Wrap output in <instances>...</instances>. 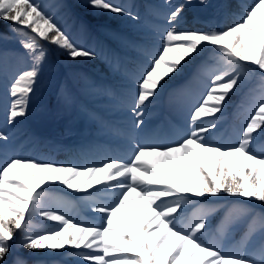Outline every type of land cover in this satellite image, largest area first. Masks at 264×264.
<instances>
[{"label":"snow or ice","instance_id":"6c2138e0","mask_svg":"<svg viewBox=\"0 0 264 264\" xmlns=\"http://www.w3.org/2000/svg\"><path fill=\"white\" fill-rule=\"evenodd\" d=\"M190 3L185 0L167 14V27L159 31L157 48L142 49L146 66L138 76L128 73L134 86L128 110L132 129L139 133L144 131L145 110L158 90L185 65L197 62L191 79L178 90L181 96L190 93L185 101L190 103L187 131L173 144L134 141L128 160L110 158L93 166L7 157L0 163V264H28L22 254H14V246L36 255L46 251L74 254L87 264H264V214L255 212L257 206L264 209V144H258V137L264 139V0H252L242 7L240 18L223 29H180L176 23ZM80 6L97 14L110 12L138 19L112 0H81ZM0 20L11 22L9 32L20 38L30 62L8 89L12 99L7 123L11 125L27 114L31 94L49 60L46 44L53 46V55L73 61L96 59L97 53L75 43L36 0H0ZM6 38V33H0V40ZM205 50L216 54L211 67L198 62ZM113 66L118 68V64ZM254 74L260 78L258 94L237 141L228 145L211 142L208 137L218 129L217 114ZM202 77L207 83L197 96L194 86ZM105 92L111 94L109 89ZM58 95L71 103L63 86ZM8 140L0 131V151ZM145 157L158 158L160 167L167 165L175 178L170 179ZM187 168L193 169L194 175H189ZM99 173L103 176L93 184ZM80 177L85 179L80 181ZM56 184L88 193L89 210L100 214L101 223L78 224L53 207L43 186ZM96 185L111 191V202L91 199L90 189L101 191ZM130 193H135V211L129 204ZM193 198L208 205H201L198 214L185 222V206L192 204ZM227 198L248 203H233L227 209L221 234L242 218L251 217V223L239 247L226 253L202 237L209 216L216 211L212 204ZM121 212L124 221L117 215ZM36 216L55 222V226L38 229L33 223ZM256 233L260 235L259 247L250 243Z\"/></svg>","mask_w":264,"mask_h":264},{"label":"trees","instance_id":"16d2710c","mask_svg":"<svg viewBox=\"0 0 264 264\" xmlns=\"http://www.w3.org/2000/svg\"><path fill=\"white\" fill-rule=\"evenodd\" d=\"M36 2L43 6L45 12L55 17L56 22L75 43L81 47L94 50L97 53V58L69 60L63 55H53V46L46 44L45 46L50 50L49 60L44 65L35 85V91L32 93L36 97V102L29 116L18 117L14 124L9 125L7 123V108L12 99L8 94L9 86L18 72L30 67V62L24 56V50L19 43L20 38L9 32L11 22L0 20V33L7 34L6 39L0 40V131L5 132L9 137L5 148L0 153L7 157L13 156L12 147H17L18 152L23 151L21 147L23 136L18 132L20 129L29 128L31 125L34 126L35 131L45 136H53L58 141L64 140L70 128L79 129L96 136L111 132L108 118L103 113L95 112L92 109V104L96 100L95 97L103 98L107 95L105 89L110 88L109 82H114L120 90L131 98L134 86L128 79L129 71L125 65L132 66V72H135L137 76L140 74L142 68L137 62L146 63L142 49L149 47V50L154 51L157 48L159 31L167 27V14L175 6L185 3L179 2V0H112L113 3L129 10L138 19L133 20L125 15L130 18L129 21L108 22L102 21L100 17L103 15L113 16V13L101 12L97 14L91 9L81 7V0H36ZM251 3L252 0H205L204 3H201V0H196L193 8L188 9L187 15H181L176 27L189 30L215 28L211 21V14L216 12L218 8L224 7L227 15L225 27H227L240 18L241 8ZM61 5L68 7H61ZM195 14L205 18V20L197 19ZM81 25L84 27L82 28ZM145 31L154 33L156 44L153 45V48L149 42L144 44L145 40L148 41V39L143 38L144 34L142 33ZM215 55L212 51H203L201 57L206 59L202 63L207 64L209 62L214 65ZM122 62H126V64L123 65ZM193 63L187 64L188 69H192L191 77L196 69V64L193 65ZM117 64L118 68L113 66ZM169 83L167 82L162 89L158 90L157 96L147 106L145 113L148 116L154 115L161 101L165 100L171 115L184 122V119L189 116L190 107L185 101L188 100L190 93L185 92L181 96L178 94V90L182 86L175 89L172 85L168 87ZM206 83L207 80L203 77L197 81L194 87L198 95L203 91ZM259 83V75L254 74L244 81L235 95L230 96L222 113L217 114L219 118L217 120L218 129L211 133L214 143L228 145L237 141L239 132L249 115L248 108L254 96L258 94L257 86ZM61 86L71 98V103L66 104L58 95ZM112 100L117 109L123 107L124 103L120 98L113 96ZM183 105L188 106V111L184 110ZM84 113H90L94 120L90 121L89 117L83 115ZM258 144H264V139L258 137ZM39 150L38 154L19 155L17 153L16 156L40 162L62 163V154L64 153L56 152L53 157L47 159L53 149L41 146ZM146 161L160 169L170 179L175 178L169 172L167 165L163 168L160 167L158 158L148 157ZM176 162L179 165L178 158ZM186 171L189 175H194L193 169L187 168ZM21 179L23 180L24 177L21 176ZM43 187L51 198L50 204L63 212L73 222L85 226L101 223L100 214L89 210L88 195L79 194L75 200L71 193L78 194L79 192L67 190L63 185H44ZM91 199L97 200L93 197ZM135 199V193H130L129 204L134 211L136 210ZM233 203L247 204L248 202L240 201L239 198L215 201L212 206L216 211L209 216L208 230L202 237V240L219 246L224 252L228 249V243L238 242L240 244L242 242L248 224L251 223V217L242 218L229 225L227 232L221 234V226L226 211ZM201 205L207 206L208 202L193 198L192 204L185 206L183 213L185 222L191 219L194 214H198ZM255 212L264 214V209L257 206ZM117 215L122 221L126 219L122 212ZM33 223L38 229H50L55 226V222L46 221L38 216L33 217ZM259 240L260 235L256 233L250 243L259 247L261 242ZM15 253L22 254L27 259L28 264H87L74 254H48L46 251L42 255H36L26 249L15 248L14 246ZM11 258L9 257V259Z\"/></svg>","mask_w":264,"mask_h":264},{"label":"rangeland","instance_id":"374dc122","mask_svg":"<svg viewBox=\"0 0 264 264\" xmlns=\"http://www.w3.org/2000/svg\"><path fill=\"white\" fill-rule=\"evenodd\" d=\"M179 2H185V0H179ZM194 2H195V0H191V3L187 4V6H185L183 13H182L184 16L187 15L188 9L190 8L189 6H192L194 4ZM222 13H223L222 10H219L215 15H213V17H215V19L219 20L222 17ZM100 19L102 21H108V22H112V21L115 22L118 20L119 21L120 20H122V21H129L130 20V18L125 16V15H117V14H113V16H104L103 15L102 17H100ZM223 28H225V27H223ZM187 69H188V67H187V65H185L183 71L179 75L173 74V78L169 79L167 82H174V81L179 80L181 77H183V75H186L185 72L187 71ZM95 99L96 100L93 104L94 109H97L99 111H104L107 113H111V109L109 108L111 105L110 97H106V98L95 97ZM35 102H36V97L33 94H31L30 102L28 104V109H27L26 115H28V116L30 115V112H31ZM1 108H4V107L1 106ZM112 114L115 115V117H117L119 119H124V120L119 121V123L117 124L116 129H115V134L112 133L111 135H104V136H106V138L101 139V140L99 139L97 141V140H95L94 136H92V135L85 134L79 130L71 129L65 138V143L68 145H75L77 147H79V145L85 146V147H90V149H95L97 151V153L100 152L99 150H102V148H95L97 145H98V147H102L101 145L107 144L108 147L110 148V150L107 151L109 156L111 154L114 155V153H118L119 155H114V156H116V158L118 156H122V157L125 156V157H127L125 159V161L128 160L130 158L131 152L133 150L132 149V145H133L132 117H131L128 109H124V110H122L120 112L118 111L116 113L113 112ZM83 115L85 117L88 116L87 114H83ZM33 128H34L33 126H30L29 129L21 130L19 132L21 134L24 133L23 140L26 142L25 146L27 147V149L31 148L33 151H35V150L39 149V147L42 145L52 146L53 144L56 143L53 139H46L43 141V143L37 142L35 139H40L42 137L39 134H36L33 131ZM80 150L82 151V148ZM104 151L105 150H102L101 152L104 153ZM82 153L80 152V153H78V155H81ZM86 154L88 156L94 155L90 151H86ZM122 157H118L117 159L124 160V159H121ZM147 158L148 157H145L144 159L147 160ZM108 159H110V158H108ZM108 159H106V158L99 159L98 164H100L101 162L106 161ZM85 166H88L87 162L83 164V167H85ZM101 176H103L102 173L96 174L94 179H93V184H95V181L98 180V178ZM79 179H80V181H83L85 179V177H80Z\"/></svg>","mask_w":264,"mask_h":264}]
</instances>
